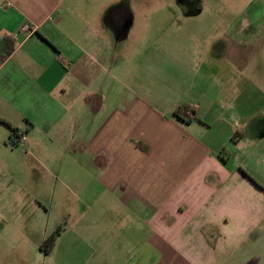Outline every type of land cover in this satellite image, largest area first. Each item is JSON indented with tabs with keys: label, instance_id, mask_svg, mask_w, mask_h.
I'll use <instances>...</instances> for the list:
<instances>
[{
	"label": "crops",
	"instance_id": "obj_1",
	"mask_svg": "<svg viewBox=\"0 0 264 264\" xmlns=\"http://www.w3.org/2000/svg\"><path fill=\"white\" fill-rule=\"evenodd\" d=\"M112 2L90 25L80 0L77 8L0 0V146L24 143L34 159L36 148H57L60 175L93 196V213L80 209V246L89 242L80 264H264V136L255 133L259 111L243 73L244 47L264 36V0L214 13L224 22L220 40L236 43L233 61L228 44L215 57L219 44L198 37L201 29L173 33L168 82L159 77L165 51L130 40L136 15L127 29L115 26L120 4L131 1ZM23 23L37 33L19 36ZM181 62L199 77L185 70L181 79ZM164 83L176 100L166 99ZM182 107L193 108L191 122L175 116ZM213 124L226 136L223 151L210 139ZM90 178L96 186L86 189ZM19 233L0 234V264H12L7 249L28 264L15 242L31 235Z\"/></svg>",
	"mask_w": 264,
	"mask_h": 264
},
{
	"label": "rangeland",
	"instance_id": "obj_2",
	"mask_svg": "<svg viewBox=\"0 0 264 264\" xmlns=\"http://www.w3.org/2000/svg\"><path fill=\"white\" fill-rule=\"evenodd\" d=\"M72 1L66 0V6L77 8ZM112 1L114 0H80V20L92 25L95 15L100 11L114 9L115 5L113 6ZM129 1H131L127 4L129 10L136 15L130 40L134 46L156 44L160 51H165V54L159 57V62L164 61L163 65L166 68L162 71L163 73L159 71V77H164V82H168V76L171 77L168 71L173 70L172 60H170L173 59V33L183 28L201 29L207 32V34H199L198 37L207 41H210L211 37L216 38V43L219 45L213 47L215 57H220L218 53H221V50L224 51L228 44L230 46L227 59L229 62L232 60L231 57L237 55V51L233 49L236 48V43L228 38L226 43L220 40L224 22L214 13L240 14L252 5L251 0H201L203 11L207 14L194 19L185 18L177 9L175 0ZM211 30L219 34H209L208 31ZM183 33L186 32L177 33L182 34L179 35L180 38L177 35V42H183L186 39L187 34ZM244 48L245 86L249 83L254 90V104L250 108L253 111L256 109L259 111V119L257 120L255 116L253 120L255 124H258L255 126V133L264 136V36H260L255 46L249 44ZM185 70L192 76L199 77L197 70L194 73V67L191 68L189 64L181 62L178 71L181 79L185 80ZM146 80L147 85L153 84L151 78L148 77ZM162 85L166 99L176 100L170 96V86L167 83ZM181 93L180 87L178 94L181 95ZM245 109L247 110V104ZM221 130L220 126L213 124L209 136L215 148L218 147L223 151L226 149L224 139L226 136ZM34 155L36 159L31 156L24 143L15 147L10 145L8 149L0 146V234L6 238L18 236L21 235L19 230L22 229L24 233L31 235L27 240L20 239L21 242H15L16 247L24 248L22 252L25 253L28 264H80V249L83 248L85 252L89 249L88 240L80 246V230H83L80 228V209L84 208L87 214H92L93 211L90 209L94 207L93 196L89 193L88 196L81 195L82 191H79L72 181L60 175L64 158L57 148H36ZM45 163L49 166V171L42 167ZM90 179L86 180L87 185L84 188L91 189L96 186ZM87 207H90V211ZM57 231L61 233L55 248L51 254H47L41 249V245ZM6 253L9 254L12 264H18L13 260L16 253L10 249H7Z\"/></svg>",
	"mask_w": 264,
	"mask_h": 264
},
{
	"label": "flooded vegetation",
	"instance_id": "obj_3",
	"mask_svg": "<svg viewBox=\"0 0 264 264\" xmlns=\"http://www.w3.org/2000/svg\"><path fill=\"white\" fill-rule=\"evenodd\" d=\"M177 9L183 13L184 16L194 15L203 11L201 0H175ZM128 3L120 4L122 7L121 14L125 16L115 21V26L119 30L127 29L128 25L132 22V12L128 11Z\"/></svg>",
	"mask_w": 264,
	"mask_h": 264
},
{
	"label": "trees",
	"instance_id": "obj_4",
	"mask_svg": "<svg viewBox=\"0 0 264 264\" xmlns=\"http://www.w3.org/2000/svg\"><path fill=\"white\" fill-rule=\"evenodd\" d=\"M189 108L188 107H182L179 108L178 110H176L175 112V116L180 119L183 120L187 123L192 121V117L191 115L188 114ZM0 123H4L6 124V122L2 119H0ZM14 134L16 135L17 132H14ZM60 231L54 232L53 234H51L41 245V249L44 250L47 254L50 253L55 245H56V241L60 235Z\"/></svg>",
	"mask_w": 264,
	"mask_h": 264
},
{
	"label": "built area",
	"instance_id": "obj_5",
	"mask_svg": "<svg viewBox=\"0 0 264 264\" xmlns=\"http://www.w3.org/2000/svg\"><path fill=\"white\" fill-rule=\"evenodd\" d=\"M38 31V27L29 23H23L19 30H18V35L23 36L26 38H29L33 35H35ZM193 108L189 109L188 114L193 116ZM17 135L19 136V139L22 141H27V138L21 133L18 132Z\"/></svg>",
	"mask_w": 264,
	"mask_h": 264
}]
</instances>
